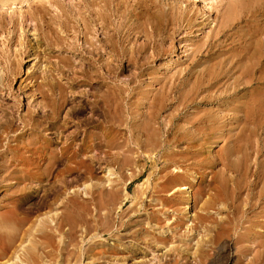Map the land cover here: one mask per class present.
Listing matches in <instances>:
<instances>
[{
	"label": "bare ground",
	"instance_id": "6f19581e",
	"mask_svg": "<svg viewBox=\"0 0 264 264\" xmlns=\"http://www.w3.org/2000/svg\"><path fill=\"white\" fill-rule=\"evenodd\" d=\"M193 2L198 1L191 0L189 7L180 11L174 21L196 32L207 29L206 39L194 44L187 67L172 75L158 76L144 72L146 66L139 64L138 56L145 54L149 47L134 43L133 35L142 27L138 21L112 20V16L102 13L104 7L94 2H84V12H74L58 0H0L4 14L9 18L16 16L8 21L9 41L16 40L17 34L24 32L23 27L32 24L38 30L37 42L45 47L42 57L37 51L33 54L37 59L34 66L38 67L26 78L28 83L20 82L14 92L12 85L21 78L20 62L28 56L24 43L15 45L19 48L14 47L15 59L8 61L6 84L0 82V93H4L6 100H13L8 108L0 102V264H72L73 261L77 264L84 258L91 259L93 253L100 257L104 254L102 243L85 240L83 235L88 236L97 229L102 207L116 204L118 191L112 185L114 174L111 169L100 166V170L104 169V183L98 179L93 184L71 188L69 182L58 181L60 188L51 186L45 199L39 202L41 175L53 166L75 160L86 166L93 181V163L102 161L94 149L125 146L130 154L114 156L113 161L146 164L150 160L151 166L157 168L160 160L164 159L165 165L167 160L164 155L157 157L153 153L156 148L167 151L179 143L215 144L219 138L226 144L238 142L233 136L223 135L222 130L202 129L203 122L195 129L192 123L188 130L177 129L184 131L185 136L172 137V120H178L191 105L223 101L224 109L219 110L218 116H210L215 123L228 127L230 121L238 122L239 114L244 112L238 123L242 131L251 125L264 129V0H219L216 9L221 15L216 17L193 13L191 5L197 6ZM23 8L26 9L23 11ZM197 8L201 10L199 5ZM93 11L104 36L96 41ZM197 16L204 18L201 24L196 23ZM53 25L60 27L61 34L53 31L50 37L46 29ZM0 26L6 23L0 22ZM69 34L73 40L69 41ZM150 49L151 54L143 58L152 63L163 50L157 40L152 41ZM201 57L207 58V67L202 70L198 62ZM42 59L46 63L44 68ZM132 66L138 72L122 79L121 73ZM175 103L183 109L170 116L168 125L161 120V113ZM89 109L91 117L83 118ZM75 116L87 127L88 133L74 123ZM71 128L74 129L66 133ZM79 134L84 136L77 142ZM131 146L141 152L135 155ZM262 169L264 161L256 163L255 170L249 174V197L259 187L255 179L260 181L259 199L264 197ZM65 170L70 171L68 167ZM142 174L140 169L138 175ZM61 189L71 195L63 199L70 222L60 221L55 210L61 200ZM183 190L188 204L192 201L190 187L180 189ZM123 191L128 199L125 186ZM79 192L84 196L82 203L78 201ZM140 200L141 204L145 203L143 198ZM29 201L34 204L29 208L32 212L40 209L47 212L27 224L23 212L28 209L25 206ZM254 205L251 203L250 211ZM96 249L100 251L95 252Z\"/></svg>",
	"mask_w": 264,
	"mask_h": 264
},
{
	"label": "rangeland",
	"instance_id": "374dc122",
	"mask_svg": "<svg viewBox=\"0 0 264 264\" xmlns=\"http://www.w3.org/2000/svg\"><path fill=\"white\" fill-rule=\"evenodd\" d=\"M58 1L69 5L74 12L78 10L84 12V2H94L104 7L102 13L106 17L112 16V20L118 19V22L122 23L126 18L130 19V22L138 21L142 27L135 31L134 43L137 46L145 44L149 47L145 54L138 56L139 64L146 66L144 72L158 76L172 75L187 67L192 60L189 56L195 49L194 44L197 41L200 44L204 42L208 33L207 29L201 32L185 29V24L178 25L174 21L180 11L186 6L189 7L191 0ZM197 1L193 2L197 6L191 5L190 9L193 13L206 17L221 15L216 9L219 0ZM198 5L201 10L197 8ZM25 9L23 8V11ZM13 17L16 18L15 15ZM10 18L4 14V10L0 9V22L6 23V26H0V82L6 84L5 72L8 61L15 59L14 49L19 48L15 45L24 43L28 53L25 60L20 62L21 78L12 85L15 92L20 82H23V85L28 83L25 81L26 78L38 67L34 66L37 59L33 54L37 51V54L42 57L45 47L37 42L38 30L36 31L32 24L25 25L24 32L18 33L16 40L9 41ZM91 19L94 29L97 30L94 41L103 39L98 16H95L94 11ZM203 19L197 16L196 23L201 24ZM50 27H46L50 37L53 31L61 34L58 25ZM107 32L112 34L110 30ZM68 38L69 41L73 40V35L69 34ZM154 40L158 41L163 51L160 57L151 63V60L147 61L143 57L151 54L150 47ZM82 43L80 39V44ZM69 56L75 58L72 55ZM206 60L205 57L198 59L200 70L204 66L207 67ZM42 62L44 68L46 66L44 59ZM124 66L127 64L124 63ZM137 72L133 66L126 67V70L121 73V78L127 79ZM1 101L4 108L10 107L13 103L12 99L6 100L4 93H0ZM224 103L220 101L185 108L184 115L176 121L172 120L174 129L171 135L172 137L185 136L184 131L178 132L177 129L188 130L187 127H192L191 123L194 125L192 129H195L199 122H203L200 125L202 129L222 130L223 135L236 138L238 140L236 143L226 144L223 138H219L215 144L179 143L171 146L167 151L156 148L153 153L157 154V157L162 154L167 160L166 165L164 159L160 160L157 168L151 166L150 160H147L146 164L140 161L128 164L117 163L113 161V157L127 154V147H103L100 151L94 149V153L102 161L93 163V174H91L93 181H90L91 177L86 166L75 160L53 166L48 173L41 175L40 179L43 183H39L41 188L37 193L39 202L45 199L47 190L51 186L60 188L58 181H67L71 184V188H80L86 184H93L98 179L104 183L106 181L103 176L105 167L111 169L114 174L112 185L118 191L116 204L102 207L100 212L102 218L97 229H93L88 236L83 235L85 240L90 239L96 244L102 243L105 252L101 257L93 253L91 259L84 258L77 264H264V197L259 199L260 181L255 179L256 186L259 185V187H256L250 197L248 189L250 172L255 170L256 163L264 161V129H257L248 122L251 126L242 131L238 123L244 117V112L239 114L238 122L232 120L228 123V127H224V124L222 127L219 122L215 123L210 116H218L219 110L224 109ZM182 109V106L175 103L173 107L163 110L161 120L168 123L170 116ZM89 113L90 109L82 117L90 118ZM72 120L80 124V128L86 133L89 132L80 118L75 116ZM73 129H69L66 133ZM83 136L79 134L77 142ZM60 147L61 145L58 146ZM130 150L135 155L141 152L134 146H131ZM168 156L172 160L168 159ZM85 158L82 156L81 159L85 160ZM100 166L104 169L100 170ZM66 167L70 171H66ZM140 169L143 170L141 176L138 175ZM179 176L182 178H178ZM171 179H174L173 183L168 184ZM146 180L147 184H144ZM124 186L129 194L128 199L124 197ZM188 186L192 201L187 204L184 201L185 191L180 189ZM60 193L61 200L55 210L60 215V221L63 219L70 222L72 219L69 218V211L63 206L65 203L63 199L71 195L65 194L62 189ZM78 196L79 203H82L84 196L81 192ZM140 198H143L145 203L141 204ZM36 199L33 200L36 201ZM32 203L29 201L25 206L28 209H24L25 212H23L26 215L27 224L34 222L36 217L40 218L47 212V209L32 212L29 209L34 206ZM251 203H255L252 211H250ZM80 234L79 232L77 235L78 239L81 237ZM97 251L100 249H96L95 252ZM72 264L76 262L73 261Z\"/></svg>",
	"mask_w": 264,
	"mask_h": 264
}]
</instances>
